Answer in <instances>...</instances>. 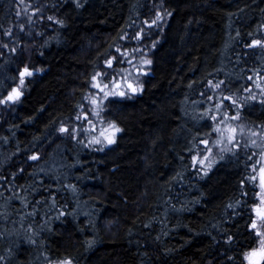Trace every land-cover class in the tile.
I'll return each mask as SVG.
<instances>
[{"label":"trees","instance_id":"16d2710c","mask_svg":"<svg viewBox=\"0 0 264 264\" xmlns=\"http://www.w3.org/2000/svg\"><path fill=\"white\" fill-rule=\"evenodd\" d=\"M263 44L264 0H0V264H247L258 158H193L206 87L241 95ZM139 57L140 94L105 103L114 143L73 136L95 74ZM243 118L264 127V102Z\"/></svg>","mask_w":264,"mask_h":264},{"label":"rangeland","instance_id":"374dc122","mask_svg":"<svg viewBox=\"0 0 264 264\" xmlns=\"http://www.w3.org/2000/svg\"><path fill=\"white\" fill-rule=\"evenodd\" d=\"M51 6L54 7V4ZM145 14L147 17H151L152 11ZM262 46L264 47V44ZM27 73H31V75ZM34 73L35 71L27 70L26 73L23 72V77L24 79L29 76L32 77ZM150 74L151 63L148 57H139L133 61L128 60L124 68L114 70L111 74L103 75L101 72H97L93 78L91 94L86 97L82 107L85 114V118L81 120L82 127L75 126L73 136H76L77 130H80L86 139L83 142L89 146H111L120 131L115 125L104 123L106 122L104 121L106 101L112 98L139 95L142 91L141 86L144 78ZM248 81L250 84L242 87L241 95L237 96L217 93L218 85L211 84L212 90L206 87L210 94L206 102L200 104V107L201 115L204 117L203 121L209 122L211 127L209 133L200 136L202 141L194 149L193 160L198 159L200 165L209 172L218 162L226 159L230 153L234 152L239 145H244L259 160L257 172L259 173V194H261L264 192L261 186V177L264 172V127L245 125L243 109L247 103L248 105H255L264 102V70L249 77ZM63 131L64 133L68 132L66 127H63ZM262 207L264 206L262 205ZM51 264L73 263L66 260Z\"/></svg>","mask_w":264,"mask_h":264},{"label":"snow or ice","instance_id":"6c2138e0","mask_svg":"<svg viewBox=\"0 0 264 264\" xmlns=\"http://www.w3.org/2000/svg\"><path fill=\"white\" fill-rule=\"evenodd\" d=\"M27 74L31 75V73H27ZM33 159H35V157H33ZM252 227L255 228L256 225L253 224ZM262 243H264V241H262ZM248 259H249V264H264V248L249 253Z\"/></svg>","mask_w":264,"mask_h":264},{"label":"water","instance_id":"95a60500","mask_svg":"<svg viewBox=\"0 0 264 264\" xmlns=\"http://www.w3.org/2000/svg\"><path fill=\"white\" fill-rule=\"evenodd\" d=\"M261 184H262V187L264 189V172H263L262 177H261Z\"/></svg>","mask_w":264,"mask_h":264},{"label":"bare ground","instance_id":"6f19581e","mask_svg":"<svg viewBox=\"0 0 264 264\" xmlns=\"http://www.w3.org/2000/svg\"><path fill=\"white\" fill-rule=\"evenodd\" d=\"M13 198V197H12Z\"/></svg>","mask_w":264,"mask_h":264}]
</instances>
